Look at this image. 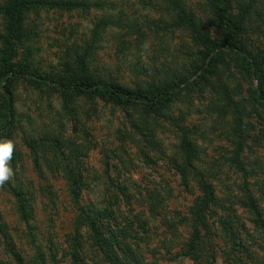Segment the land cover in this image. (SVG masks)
<instances>
[{
	"label": "rangeland",
	"instance_id": "1",
	"mask_svg": "<svg viewBox=\"0 0 264 264\" xmlns=\"http://www.w3.org/2000/svg\"><path fill=\"white\" fill-rule=\"evenodd\" d=\"M21 1L18 37H10L17 0H0V55L6 42L14 43L21 71L65 81L87 74L135 90L170 83L180 90L148 108L21 79L11 85L8 113L0 85V139L15 144L14 177L0 187V215L12 248L28 259L42 249L46 264H72L76 204L67 178L74 175L84 186V204L109 207L115 217L111 229L131 231L121 239L133 250L121 255H139L136 264H194L179 255L187 249L193 222L198 225L191 213L203 195L201 177L220 202L212 211L221 206L218 214L208 211L206 230L200 228L205 241L209 235L222 255V220L229 216L247 224L256 244L258 215L264 220V103L258 99L264 93V0L230 3L235 16L251 11L239 40L255 55L259 74L241 54L225 52L221 62L209 65L207 48L184 25L182 10L198 31L223 38L215 0ZM55 2L65 6H50ZM183 135L194 142L199 167L186 181L179 172L186 169ZM15 190L33 192L36 245ZM82 232L90 264H106L89 230ZM251 250L253 264H261L258 255L264 253ZM0 257H10L2 245ZM218 264L228 263L220 258Z\"/></svg>",
	"mask_w": 264,
	"mask_h": 264
},
{
	"label": "trees",
	"instance_id": "2",
	"mask_svg": "<svg viewBox=\"0 0 264 264\" xmlns=\"http://www.w3.org/2000/svg\"><path fill=\"white\" fill-rule=\"evenodd\" d=\"M230 3L231 0H215L214 13L220 26L223 28V38L212 39L207 34L205 35L201 31H198L192 20L186 16L185 10L181 9V16L185 17L184 25L192 28L198 35L195 42L207 48L204 54L207 59L209 56L211 57L209 65L221 62V55L225 52L236 55L241 54L251 65L249 68L256 67V74H259V65L257 59H255V55L247 49H243L239 40V32L250 19L251 11L250 9H244L242 14L235 16L232 13ZM17 4V15H13L14 25L11 28L10 37H18L15 27H17L18 23L20 24L19 8L22 5V1L17 0ZM50 6L59 7L65 6V4L55 2L51 3ZM96 34L94 33V37ZM95 38L98 39L97 36ZM16 55L17 47H14V43L6 42L0 55L2 65V69L0 70V85L8 113L13 108V90L11 89V85L21 79H27L44 86L58 87L64 91H72L78 94L107 96L130 104L139 103L148 108L163 105L165 101H169L180 90L178 84L170 83H151L148 89L140 88L135 90L119 84H112L104 80L95 79L94 77L91 78L87 74L81 76L71 75L68 81H65L62 78H51L45 75H37L36 73H25L18 68L14 61ZM258 99L264 103V93H261ZM185 133L187 131L183 132V134ZM182 142V148L186 153V169L180 168L179 172L183 176L184 181H186L188 180L187 177L190 172L198 174L199 167L194 165L197 157V149L194 146V142L188 139L186 135H183ZM237 162L242 167L239 159ZM70 170L73 172L71 168ZM199 181L202 185L203 195L199 198L198 205L191 213L198 221V225H195V222H193L194 228L192 229V235L189 239L187 249L179 256L192 259L194 264H218L220 258L228 264H253L254 257L251 248L257 247V249L264 253V220L261 215H258L260 219L257 221L258 226L256 225V244L251 243L253 234L245 222H242L240 218H236L235 222H232L229 216L224 217L222 222L225 238L221 243L224 245L221 248L222 255H218L215 250V241L209 235L210 242L205 241V233H202L200 228L206 230L207 217L210 215L208 211H212L211 206H219L220 202L217 201L214 186L203 177ZM81 182L75 175L69 176V179L67 178L69 193L72 196L71 200L76 204V215L74 219L75 233L72 235L73 245L71 247L72 264H90L83 247L86 233L82 232L83 229L89 230L88 237L91 238L95 247L101 252L103 261L106 264H128V259H131L135 264L139 263L141 261V258H138L139 255H121L122 252L128 253V251L131 252L133 250V247L123 245L124 239L127 240L130 237L131 231L126 229L119 231L111 229L112 225L110 221H113L115 217L114 211L109 207L101 208L92 201L89 204H84L81 201L83 198L82 190L84 188ZM14 193L17 197L20 217L27 224L32 241L36 245V238L33 235L34 227L31 226V222L35 219L33 192L15 190ZM219 208L218 210H221V206ZM253 208L258 210L259 206L253 204ZM218 210H213L211 215L218 214ZM8 231L9 228L2 221V216L0 215V247L1 245L2 247L4 246L10 255L8 261L0 257V264H12V262L14 264L47 263V256L42 249H38L35 255L28 259L16 251L15 248H12V237L8 234ZM121 237L124 239H121ZM258 257L263 258L261 264H264V256L258 255Z\"/></svg>",
	"mask_w": 264,
	"mask_h": 264
},
{
	"label": "clouds",
	"instance_id": "3",
	"mask_svg": "<svg viewBox=\"0 0 264 264\" xmlns=\"http://www.w3.org/2000/svg\"><path fill=\"white\" fill-rule=\"evenodd\" d=\"M15 144L11 139H0V187L14 177L11 160Z\"/></svg>",
	"mask_w": 264,
	"mask_h": 264
}]
</instances>
